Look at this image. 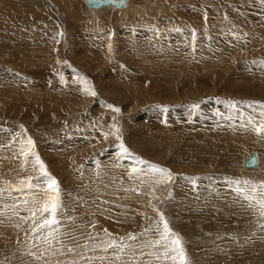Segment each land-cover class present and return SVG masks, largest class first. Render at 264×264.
I'll return each instance as SVG.
<instances>
[{
	"label": "rangeland",
	"instance_id": "rangeland-1",
	"mask_svg": "<svg viewBox=\"0 0 264 264\" xmlns=\"http://www.w3.org/2000/svg\"><path fill=\"white\" fill-rule=\"evenodd\" d=\"M56 1L0 0V264H171L148 247L160 214L188 264H264L235 183L264 184V0ZM37 156L62 201L50 244L25 203Z\"/></svg>",
	"mask_w": 264,
	"mask_h": 264
},
{
	"label": "snow or ice",
	"instance_id": "snow-or-ice-1",
	"mask_svg": "<svg viewBox=\"0 0 264 264\" xmlns=\"http://www.w3.org/2000/svg\"><path fill=\"white\" fill-rule=\"evenodd\" d=\"M264 63V62H262ZM95 93H93L94 95ZM264 107V105H261ZM115 111H119L116 109ZM261 121L257 124L254 120L250 119L248 123L252 126V130L257 134H264V112L260 113ZM119 138V137H118ZM264 138V136H262ZM28 145H32V141L28 140ZM121 151L127 153V149L120 145ZM27 156V152L23 153ZM36 163L39 165L40 171L43 173L45 178L46 188L41 184L39 187L28 183L30 190H35V196L31 201H25L26 204L30 203L31 207L27 210L30 212V218L33 219L35 227L33 228L34 233L41 234L45 243H51V235L55 225L58 223V215L62 212V201L60 199V189L58 187L57 181L50 176L44 169L43 163L40 162L39 157L36 158ZM140 163H143L141 161ZM153 173H158L159 177L156 183H162L166 180L170 181L172 179L171 173L167 172L165 169L158 168L156 166H149ZM133 173L139 175L140 171L133 169ZM236 184H243L246 189L241 187L236 188L238 195L243 196V198L249 202L255 201L256 205L260 209L261 216H264V184L254 185L250 184L248 181H236ZM39 197V198H37ZM21 219H24L23 217ZM160 225H157L154 229L156 235L159 239L153 240L148 244V247L160 249L156 254L157 259H163L164 261H171V264H188V259L185 253V249L182 246L181 239L178 234L173 232L168 222L164 219L163 215L160 214ZM135 240V237H130ZM112 249L114 255L113 259L119 261L121 259V253L125 250L122 243L118 244L114 239H109L104 242L103 251L107 252ZM72 252L73 249H68ZM103 259V258H102Z\"/></svg>",
	"mask_w": 264,
	"mask_h": 264
},
{
	"label": "bare ground",
	"instance_id": "bare-ground-1",
	"mask_svg": "<svg viewBox=\"0 0 264 264\" xmlns=\"http://www.w3.org/2000/svg\"><path fill=\"white\" fill-rule=\"evenodd\" d=\"M50 3H52V4H59V3H61L60 1H56V0H48ZM113 1H117V0H113ZM43 2V1H42ZM84 2V1H83ZM157 2V1H156ZM158 2H160V1H158ZM85 3V2H84ZM85 5H86V3H85ZM44 6L45 7H47V4H44ZM49 6V5H48ZM126 6H127V0H124V2H123V4H122V6L121 7H115L114 5H106V6H103V7H100V8H98V9H90V8H88L87 7V5H86V7H87V9L90 11L89 13L90 14H92V15H96V13H98L99 11H101L102 12V10H105V9H116V10H123L122 8H126ZM115 10V11H116ZM134 11V10H133ZM131 13V12H130ZM101 14V13H100ZM217 41V40H216ZM5 42V41H4ZM2 44V43H1ZM6 45V44H5ZM11 46V45H10ZM253 46V45H252ZM2 48V47H1ZM23 49H25V48H23ZM134 49V48H133ZM249 49H251L250 47H249ZM17 50V49H16ZM14 51H15V49H14ZM14 54V53H13ZM239 75V74H238ZM250 76V74L249 75H247V77H249ZM237 77H239L240 79H246L245 78V73H243V72H241V74L239 75V76H237ZM238 80V79H237ZM245 81V80H244ZM249 82H251L250 84H253L252 83V77H251V79L249 80ZM240 87H246V85H244V84H241V85H239ZM250 137V136H249ZM251 139V138H250ZM241 140V139H240ZM242 140H244V138L242 139ZM247 144V143H246ZM261 144V143H260ZM251 155V154H250ZM249 155V156H250ZM256 155V160H257V163H256V165L254 166V167H251V168H245L244 166V168L245 169H247V170H252L253 168H256L257 166H258V168H259V166H261V164H259V162H258V160H259V158L257 159V154H255ZM247 159V158H246ZM261 162V161H260ZM243 164H244V162H243ZM259 164V165H258ZM5 232V231H4ZM8 237V236H7ZM254 244V243H253ZM261 244V243H260ZM259 245V244H258ZM257 245V246H258ZM262 246V245H261ZM264 252V251H263ZM263 256H264V254H263Z\"/></svg>",
	"mask_w": 264,
	"mask_h": 264
},
{
	"label": "water",
	"instance_id": "water-1",
	"mask_svg": "<svg viewBox=\"0 0 264 264\" xmlns=\"http://www.w3.org/2000/svg\"><path fill=\"white\" fill-rule=\"evenodd\" d=\"M87 7L90 9H98L100 7L106 6V5H114L115 7H121L124 0H83ZM257 163L256 155L255 153H252L249 158H247L243 164L245 168H251L254 167Z\"/></svg>",
	"mask_w": 264,
	"mask_h": 264
}]
</instances>
